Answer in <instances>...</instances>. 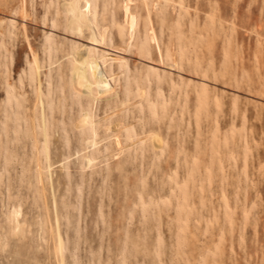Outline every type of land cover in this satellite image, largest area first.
Returning a JSON list of instances; mask_svg holds the SVG:
<instances>
[{
    "label": "rangeland",
    "instance_id": "obj_1",
    "mask_svg": "<svg viewBox=\"0 0 264 264\" xmlns=\"http://www.w3.org/2000/svg\"><path fill=\"white\" fill-rule=\"evenodd\" d=\"M88 1L0 0V264H264V0Z\"/></svg>",
    "mask_w": 264,
    "mask_h": 264
},
{
    "label": "bare ground",
    "instance_id": "obj_2",
    "mask_svg": "<svg viewBox=\"0 0 264 264\" xmlns=\"http://www.w3.org/2000/svg\"><path fill=\"white\" fill-rule=\"evenodd\" d=\"M89 11H90V3L88 0H85V2L81 4V6H78L77 8L73 9V16L75 21L80 25L81 22L85 20L84 18H86V14ZM125 16L126 19L129 21L130 28L133 29L135 23V17L129 14L127 5H125ZM106 53L108 52L106 51ZM93 60L92 59L89 60V58L77 60L78 67L81 69V77L88 85H93L96 88L103 87L106 85V80L101 77V73L98 69L99 65L97 63V60L94 61ZM87 68H90L89 75L87 73Z\"/></svg>",
    "mask_w": 264,
    "mask_h": 264
}]
</instances>
